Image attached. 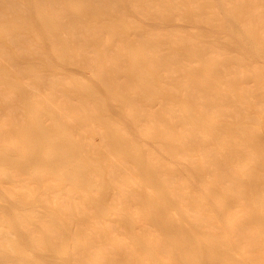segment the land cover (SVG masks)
Segmentation results:
<instances>
[{
  "label": "rangeland",
  "instance_id": "1",
  "mask_svg": "<svg viewBox=\"0 0 264 264\" xmlns=\"http://www.w3.org/2000/svg\"><path fill=\"white\" fill-rule=\"evenodd\" d=\"M33 2L50 32L0 0V251L264 264V0Z\"/></svg>",
  "mask_w": 264,
  "mask_h": 264
},
{
  "label": "bare ground",
  "instance_id": "2",
  "mask_svg": "<svg viewBox=\"0 0 264 264\" xmlns=\"http://www.w3.org/2000/svg\"><path fill=\"white\" fill-rule=\"evenodd\" d=\"M24 1H26V3L28 4V6H30V8L33 10H31L32 11V17L34 18L33 20H34V22H36L37 23V26L39 25L40 26V28L44 31V28H45V30H47V32H50V30H48V24H47V19L45 18V16L46 15H44V13H42V12H38L36 15H35V13L33 14V12H37L38 10H34L35 8L33 7L34 6V2H33V0H24ZM35 23V24H36ZM36 28V27H35ZM38 28V27H37ZM39 29V28H38ZM42 31V32H43ZM44 33V32H43ZM100 113H102V110L100 111ZM25 120H26V118H25ZM25 122V121H24ZM28 122H31V119L29 118L28 119ZM32 133H35V134H41L42 133V131H41V129L39 128V127H34L33 129H32ZM58 159L59 160H61L60 159V157H58ZM55 160L58 162L59 160H57V158H55ZM60 162V161H59ZM8 208V207H7ZM7 208H5V209H7ZM9 209V208H8ZM9 211V210H8ZM24 241H26V240H24ZM0 259L2 260V261H12V262H14V263H19L21 260H18V259H16L15 257H13L11 254H9L8 253V251L7 250H2L1 249V251H0ZM0 260V261H1ZM22 262V264H23V262H24V264H34V263H32V262H29V261H21ZM2 263V262H1ZM11 264H13V263H11Z\"/></svg>",
  "mask_w": 264,
  "mask_h": 264
}]
</instances>
